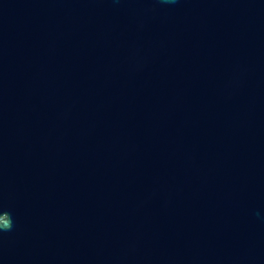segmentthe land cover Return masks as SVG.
Wrapping results in <instances>:
<instances>
[{
  "label": "water",
  "instance_id": "95a60500",
  "mask_svg": "<svg viewBox=\"0 0 264 264\" xmlns=\"http://www.w3.org/2000/svg\"><path fill=\"white\" fill-rule=\"evenodd\" d=\"M0 264H264V0H0Z\"/></svg>",
  "mask_w": 264,
  "mask_h": 264
},
{
  "label": "clouds",
  "instance_id": "9594fccd",
  "mask_svg": "<svg viewBox=\"0 0 264 264\" xmlns=\"http://www.w3.org/2000/svg\"><path fill=\"white\" fill-rule=\"evenodd\" d=\"M3 213H6V218L0 221V231L10 229L13 224L11 214L8 211H3Z\"/></svg>",
  "mask_w": 264,
  "mask_h": 264
}]
</instances>
